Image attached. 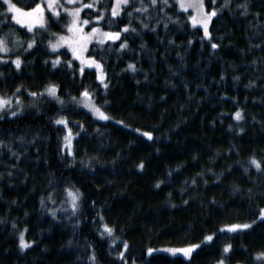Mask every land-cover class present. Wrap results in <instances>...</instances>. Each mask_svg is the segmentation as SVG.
I'll list each match as a JSON object with an SVG mask.
<instances>
[{"label": "trees", "instance_id": "16d2710c", "mask_svg": "<svg viewBox=\"0 0 264 264\" xmlns=\"http://www.w3.org/2000/svg\"><path fill=\"white\" fill-rule=\"evenodd\" d=\"M11 1L30 9L40 0ZM112 2L99 0L105 15L93 23L120 38L87 51L99 79L48 43L65 33L67 13L46 11L45 25L30 29L0 0L9 49L0 51V95L54 85L64 100L0 117V264H264V0H204L207 12L217 10L207 36L176 0L146 12L129 0L115 17ZM85 90L108 119L68 105ZM61 118L75 130L71 154ZM98 222L125 245L120 254ZM246 222V230H222ZM210 234L189 258L161 252Z\"/></svg>", "mask_w": 264, "mask_h": 264}, {"label": "snow or ice", "instance_id": "6c2138e0", "mask_svg": "<svg viewBox=\"0 0 264 264\" xmlns=\"http://www.w3.org/2000/svg\"><path fill=\"white\" fill-rule=\"evenodd\" d=\"M4 2L8 5V8L5 9V13H7L8 11H14L16 13H23L26 16H30L32 18L31 22L29 21H25L22 19H19L18 16L13 15L12 19L13 20H19L20 23H27V26L31 29L32 27V23H37L40 24L41 26L44 25V6H42L41 3L37 2L35 3L34 7L30 8L27 10V12H25L23 9L18 8L15 4H13L11 2V0H4ZM161 3H163L164 5L168 4V0H160ZM227 2V0H226ZM66 3L68 5H72L70 7H65L63 4L59 3V0H47L46 3V7L48 9L51 10V14L54 15H59V11L58 8H62V10L68 14L69 17V23L65 25L68 35H62V34H56L58 36V40L57 42H52L49 41V45L50 47H52L53 49H56L57 47H59V44L61 41H63L65 44H67L69 47H72L74 44L78 45L80 47V49L82 50L83 47L85 46V44L88 42L89 39H91L93 37V34H96V38L100 40L101 43H103V39H111V40H117L120 38V31H116V32H112V31H100L98 30V27L93 26L91 27V31L88 32L87 34L83 33V26L84 25H88L90 24V21L87 19H83L81 20L80 17V11L81 8L83 7H88V8H98V14H95L92 17V20L94 21H100L104 15H105V8L104 7H99V0H94V2L89 3L87 5L84 4H80V6H74L76 3V0H66ZM141 3V7L138 9V11L140 12H146L150 7L152 6H156L158 4V0H149V2L147 4L144 3V0H140ZM212 3H215V0H212ZM129 4V0H113L111 7L109 9L110 11V15L112 17H115L118 12L120 11V7L121 5H128ZM55 5V6H54ZM179 6L182 9H188V8H193L196 10L197 15H193L191 17H189V19L192 20V22L194 24H202L204 26V34L207 36L209 35L208 33V19L216 14V9L212 8L211 11L205 12L204 11V3L203 0H188V2H185V0H179ZM161 11H163V9H161ZM128 16L132 15V12H128L127 13ZM137 19H139V17H137ZM157 23H159V21H157ZM141 25L144 28L149 27L148 24L143 23V21H141ZM129 30V24H124L123 27L121 28V31L127 32ZM132 31H136V29H131ZM35 43V40H29L27 41V46L28 48H31L32 45ZM128 41L125 39L123 40L120 44L119 47L120 49H123L126 47ZM213 48H216L217 45L215 43L212 44ZM8 46L7 43L5 42V38L4 37H0V51L3 52H7ZM73 54H77V48L73 47L72 48ZM0 59H2V57H0ZM57 62L59 61V57H56ZM94 63H96L97 67H99V62L93 61ZM14 63L16 64V67L19 68L20 67V57L17 56L14 60ZM69 65L71 64V61L68 62ZM129 68L134 69L135 66L131 63H129L128 65ZM81 72H83V69H80ZM48 92H50L51 94H55V86L51 85L49 86V88L47 89ZM33 96L36 95V93H32ZM82 95L84 96H89L90 94L87 92V90H85ZM5 103V101L3 100V98H0V105H3ZM17 111H19V109H17ZM95 111L100 114L102 117H104L105 119H107V117L104 115L103 112L100 111L99 108H96ZM13 115L15 113H12ZM235 116L237 119H240V111L237 110V112L235 113ZM57 122H64L63 118H61L59 121ZM121 123H123L121 121ZM144 135L148 136L149 138H151L152 133L151 132H145ZM65 139L67 140V137H65ZM0 143H3L2 141H0ZM252 163L257 167L260 168L261 164L259 161H257L254 157L252 158ZM143 166V162H141L140 165H138V167H142ZM160 182L157 181V184H159ZM72 195V199H73V207H76V203L75 201L79 198L78 196V192L77 193H71ZM53 215H55V212H53ZM260 217H264V209L260 210ZM255 221H253L254 223ZM227 227H229L230 229H238V228H249L251 227L250 223H241V224H231L228 225ZM109 231H111V229H109ZM213 235L214 234H210V235H206L204 237V240L206 241H211L213 239ZM20 243L21 246H27L24 239H23V233L20 234ZM199 245L197 244H188L187 246H185L184 248H180V249H169V251L171 252H183L185 255H189L191 253V251L195 248H197ZM231 247V245L229 244H225L223 246L224 251L227 252L229 250V248ZM149 251L151 252L152 249H149ZM258 257H264V252H259L257 253ZM217 264H224L223 259L217 261Z\"/></svg>", "mask_w": 264, "mask_h": 264}, {"label": "rangeland", "instance_id": "374dc122", "mask_svg": "<svg viewBox=\"0 0 264 264\" xmlns=\"http://www.w3.org/2000/svg\"><path fill=\"white\" fill-rule=\"evenodd\" d=\"M2 1L4 2V0H2ZM92 2H94V0H76V3H75L74 6H80V4L87 5V4L92 3ZM176 2L179 5V0H176ZM185 2H188V0H185ZM39 3H41L42 6H44L43 16H44V25H45V22H46L45 12L46 11H50L51 12V10L48 9L45 6L46 3H47V0H40ZM59 3L63 4L65 7L72 6V5H68L66 3V0H59ZM203 3H204V0H203ZM5 5H6V8H8V5L6 3H5ZM123 6H125V5H121L120 10H121V8ZM18 8H20V7H18ZM85 8H88V7L81 8L80 17H81V20H83V19L89 20L90 24L83 26V33L84 34H87L88 32H90L91 31V27H93V26L98 27V30H100V31L116 32V31H113V30H105V29L101 28V26L99 24L93 23L92 19L83 17L82 16V11ZM179 8H180V6H179ZM20 9H23V8H20ZM23 10L25 12H27L28 9H23ZM183 10H186V11L190 12L191 16L197 15L196 10L193 9V8H188V9H183ZM58 11L61 12L63 10H62V8H58ZM204 11L207 12V10L205 8V5H204ZM8 12L11 14V16H13V15L18 16L19 19H22V20H25V21H29V22H31V20H32V18L30 16H26L23 13H16V12L11 11V10L8 11ZM211 18H212V16L208 19V22L210 21ZM14 22H16L17 24H19L21 26H25V27L29 28L27 26V23H20L19 20H14ZM194 25L204 27L202 24H199V23L194 24ZM39 26H41V25L33 22L31 28L39 27ZM62 35H65V36L68 35L67 29H66L65 33H63ZM57 40H58V36L55 39H53L52 42H57ZM107 41H113V40H111V39H103V43H101L100 40L96 38V34H93V37L88 40V42L85 44V46L83 47L82 50L76 44H74L72 47H69L63 41L60 42L59 47H57L56 49H59L61 47L67 48L72 53L73 57L80 63V66L82 68H95L97 70V73H98V78L99 79H104V74L102 72L100 63H99V67H97L96 63L93 62V61H96V60L94 58L90 57L88 55L87 51L89 49V46L92 43H95L97 45L98 44L101 45V44H104ZM73 47L77 48V54H73V51H72ZM96 62H98V61H96ZM48 88H49V86H47L44 90H42L40 92H25V93H22L21 91H19L20 93H15L13 95H8V96L0 95V98H3V100L5 101V103L3 105H0V117L6 116V115L15 116V115L21 114V113H23V112H25L27 110L36 109L38 104L44 99H51V100H54L57 103L63 105L64 104L63 103L64 100L59 97L57 87H55V94L54 95L47 91ZM32 93H36V95L33 96ZM68 105L75 106V107H81V108L85 109L86 111H88L95 118L100 119V120H106L104 117H102L100 114H98L95 111L96 108H99L100 111L103 112L104 115L107 117V119L109 117L108 114L94 102V100L92 99L91 95L84 96V95L81 94L80 96L71 98L70 104H68ZM17 109H19V111H17ZM12 113H15V114L13 115ZM63 120H64V118H63ZM60 123H62L63 126H64L63 145H64L65 149L71 154L72 150H73V141H74V137H75V130L73 128H71L66 123V121L60 122ZM65 137H67V140L65 139ZM69 199H70L71 202H73L71 193H70ZM259 219H264V217H260V215H259ZM246 223H250V222H246ZM250 224H252V223H250ZM97 228H98V230L100 231V233L103 236H107L110 239V242L113 245L114 250L117 253L120 254L121 251L125 248V245L123 244V245L120 246V240L114 234L113 230L111 228H109L108 226H106L105 224H102L101 222H98ZM109 229H111V231H109ZM246 229H248V228H246ZM246 229H243V228L230 229L227 226L222 228V230H226V231H230V232L241 231V230H246ZM205 242H209V241L203 240L201 243H196V244L200 246L202 243H205ZM184 247L185 246H182V247H162L160 249H161V252L167 253L169 255H180V256L189 258L191 253L198 248L197 247V248L193 249L189 255H185L183 252H180V251H177V252L169 251V249H172V248L180 249V248H184ZM160 249H159V251H160ZM154 251L155 250H153V249H152L151 252L148 250L147 254L150 255ZM228 251L225 252L224 249H223V253L224 254L228 253ZM223 261H224V259H223Z\"/></svg>", "mask_w": 264, "mask_h": 264}]
</instances>
